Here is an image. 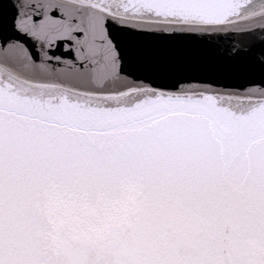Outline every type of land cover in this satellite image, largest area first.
I'll list each match as a JSON object with an SVG mask.
<instances>
[{
  "label": "snow or ice",
  "instance_id": "6c2138e0",
  "mask_svg": "<svg viewBox=\"0 0 264 264\" xmlns=\"http://www.w3.org/2000/svg\"><path fill=\"white\" fill-rule=\"evenodd\" d=\"M0 264H264V0H0Z\"/></svg>",
  "mask_w": 264,
  "mask_h": 264
}]
</instances>
